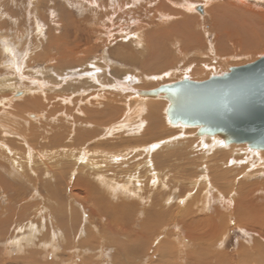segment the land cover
Listing matches in <instances>:
<instances>
[{
  "label": "rangeland",
  "instance_id": "obj_1",
  "mask_svg": "<svg viewBox=\"0 0 264 264\" xmlns=\"http://www.w3.org/2000/svg\"><path fill=\"white\" fill-rule=\"evenodd\" d=\"M181 1L0 0V125L5 127L0 128V264H157L161 259L184 264L186 252L199 254L198 246L179 241L184 239L181 230L172 229L168 221L162 234L148 243L147 234L138 238L141 250L129 255L119 250L126 237L114 238L108 230L103 234L106 221L92 211L106 209L109 222L122 218L137 233L154 200L152 168L163 178L157 191L169 197L163 208L171 216L178 210L185 213L197 195L190 186L194 179L212 183L218 178L228 192L264 187V150L246 144L212 146L214 137L198 135V127L169 125L164 111L168 101L162 98H144L141 113L131 101L128 111V100L137 92L185 78L205 81L264 56V0ZM95 94L102 96L96 105ZM91 110L101 113L103 123L94 122ZM154 145L157 148L150 150ZM74 180L80 183L79 191L72 188L77 186ZM104 182L130 184L137 194H127L126 202H121L123 194L108 206L96 204L90 187L97 186L99 196H106ZM83 195L90 196L89 201ZM261 195L252 204L264 211ZM184 196L183 205H178L177 198ZM122 204L127 211L120 212ZM252 215L244 221L253 229L243 226L241 217L226 215L228 227L220 244L207 252L226 255L223 264H264V250H255L256 243L264 247V224L258 218L249 220ZM168 244L167 249L176 247L171 253L162 250ZM240 248L245 251L240 253Z\"/></svg>",
  "mask_w": 264,
  "mask_h": 264
},
{
  "label": "bare ground",
  "instance_id": "obj_2",
  "mask_svg": "<svg viewBox=\"0 0 264 264\" xmlns=\"http://www.w3.org/2000/svg\"><path fill=\"white\" fill-rule=\"evenodd\" d=\"M183 1V0H182ZM182 1H181V3H182ZM232 1V0H231ZM230 1V2H231ZM169 2V1H168ZM179 2V1H178ZM184 2V1H183ZM235 2V1H234ZM240 2V1H239ZM162 3V2H161ZM227 3V2H226ZM225 3V4H226ZM236 3V2H235ZM241 3V2H240ZM179 4V3H178ZM242 4V3H241ZM240 4V5H241ZM227 5V4H226ZM228 6V5H227ZM192 7V6H191ZM220 8V7H219ZM232 8V7H231ZM200 9V11H201V8H199ZM227 9V8H226ZM188 10V9H187ZM228 10H229V8H228ZM226 11V10H225ZM238 14V13H237ZM227 15V14H226ZM249 15H250V13H249ZM259 15V14H258ZM240 17V16H239ZM243 18H245V17H243ZM258 18V17H257ZM261 18V17H260ZM165 19V18H164ZM167 19V18H166ZM232 20V19H231ZM236 20V19H235ZM239 21V20H238ZM242 21V20H241ZM247 21V20H246ZM249 21H251V19L249 20ZM230 23V22H229ZM241 23V22H240ZM240 23L238 24V25H240ZM244 24H245V22H244ZM235 25V24H234ZM263 27V26H262ZM161 28V27H160ZM164 30V29H163ZM173 30V29H172ZM162 31V30H161ZM176 31V30H175ZM159 32V31H158ZM41 33V32H40ZM174 33H176V32H174ZM173 33V34H174ZM160 34V33H159ZM167 36V35H166ZM168 36H169V33H168ZM174 36V35H173ZM253 36H255V35H253ZM183 39V38H182ZM233 40V39H232ZM257 40V39H256ZM261 42V41H260ZM264 42V41H263ZM61 44V43H60ZM69 49V48H68ZM186 79V78H185ZM33 86H34V84H33ZM22 87V86H21ZM72 88V87H71ZM23 89V88H22ZM81 89V88H80ZM25 91H27V90H25ZM86 91V90H85ZM12 92H15V91H12ZM20 92V91H19ZM28 92V91H27ZM34 92V91H33ZM39 92V91H38ZM137 92V91H136ZM28 93H30V89H29V92ZM40 93V92H39ZM71 93V92H70ZM16 94V93H15ZM19 95H21V92L20 93H18ZM88 94V93H87ZM18 95V96H19ZM31 95H33V93L31 94ZM15 96H17V95H15ZM14 96V97H15ZM39 96V95H38ZM77 96V95H76ZM4 97V96H3ZM40 97H41V94H40ZM44 97V96H43ZM71 97H73V96H71ZM97 97H99V98H101L102 96L101 95H97V94H95V95H93V99H95V102L93 103L94 105H96L97 104ZM156 97H158V99L159 98H162L163 100L165 99L166 100V102L168 101L167 100V98L165 97V95H163V93H159ZM70 98V97H69ZM108 98V97H107ZM144 96L141 94V93H138V94H135L134 95V98H129V106L127 107L128 108V111L130 110V106H131V104H132V102L131 101H133V106L135 105L134 103L136 102V105H135V108L134 109H136V111L139 113H141L142 111H143V108L141 107L142 106V103H143V101H144ZM29 99V98H28ZM28 99H27V101H28ZM35 100H37L36 98H34ZM33 99V100H34ZM38 99H39V97H38ZM42 99V98H41ZM45 99V98H44ZM61 99V98H60ZM72 99V98H71ZM77 99V98H76ZM111 99V98H110ZM127 99V98H126ZM148 99V98H147ZM34 100V101H35ZM69 100V99H68ZM8 101V100H7ZM22 101H24V100H22ZM30 101H32V100H30ZM29 101V102H30ZM46 101V100H45ZM64 101H66V100H64ZM83 101H84V99H83ZM87 101V100H86ZM150 101V100H149ZM42 102V101H41ZM68 102V101H67ZM80 102V101H79ZM82 102V101H81ZM25 103V102H24ZM27 103V102H26ZM25 103V104H26ZM36 103H38L37 101L35 102V104ZM43 103V102H42ZM92 103V102H91ZM96 103V104H95ZM18 104V103H17ZM17 104H15V105H17ZM20 104V103H19ZM25 104H24V106H25ZM68 104H70V103H68ZM72 104V103H71ZM88 104V103H87ZM92 104V105H93ZM1 105V104H0ZM41 105V104H40ZM76 105V104H75ZM146 105H149L148 104V102H147V104ZM155 105V104H154ZM30 106V105H29ZM28 106V107H29ZM35 106H37V104L35 105ZM169 106H170V102L168 101L167 102V105H166V108L164 109V111H165V117H167V110H168V108H169ZM75 107V106H74ZM91 107V106H90ZM18 109L20 108V107H17ZM25 108V107H24ZM23 108V109H24ZM40 108V107H39ZM77 108V107H76ZM79 108H81V107H79ZM87 108V107H86ZM95 108V107H94ZM155 108V107H154ZM158 108V107H157ZM14 109V108H13ZM17 109V110H18ZM30 109V108H29ZM82 109V108H81ZM85 109V108H84ZM83 109V110H84ZM100 109V108H99ZM34 110V109H33ZM104 110V109H103ZM133 110V109H132ZM62 111V110H61ZM48 112V111H47ZM70 112V111H69ZM74 112V111H73ZM20 113H21V111H20ZM76 113V112H75ZM91 116L93 117L92 119H94V122H97V124H99L100 123V121H101V116H100V114L98 113V111H95V113H94V111L93 110H91ZM112 113L114 114V112L112 111ZM117 113V112H116ZM134 113V112H133ZM109 114V113H108ZM108 114H107V116H108ZM144 114V113H143ZM63 115V114H62ZM116 115V114H115ZM125 115V114H124ZM137 115V114H136ZM67 116V115H66ZM104 116V115H103ZM111 116V115H110ZM126 116V115H125ZM140 116V115H139ZM56 117V116H55ZM114 117V116H113ZM112 117V118H113ZM129 117V116H128ZM82 118V117H81ZM110 118V117H109ZM53 119V118H52ZM63 119V118H62ZM91 119V118H90ZM91 119V120H92ZM105 119V118H104ZM138 119H140V118H138ZM86 120V119H85ZM166 120H168V124L169 125H174V124H171V122H169V119L167 118ZM2 121V120H1ZM103 121V120H102ZM101 121V122H102ZM65 122V121H64ZM72 122V121H71ZM79 122V121H78ZM86 122V121H85ZM107 122H108V120H107ZM103 123V122H102ZM83 124V123H82ZM106 124V123H105ZM138 124V123H137ZM136 124V125H137ZM179 123H176L175 124V126L176 125H178ZM64 125V124H63ZM100 125V124H99ZM102 125V124H101ZM123 125V124H122ZM129 125V124H128ZM142 125V124H141ZM82 126H84V125H82ZM88 126V125H87ZM100 127V126H99ZM112 127V125H108V128H107V130L109 129V128H111ZM129 127V126H128ZM140 127V126H139ZM193 127H198V131H197V134L198 135H201V136H209V137H214V138H212L213 139V141L211 142L212 143V146H215L216 145V147H217V145H224V146H227L228 144H225L224 143V140H223V138H222V136L221 135H218L217 133H210V134H208V133H200V126H193ZM0 128L2 129V128H4L5 129V127H3L2 125H0ZM33 128V127H32ZM70 128V127H69ZM85 128H87V127H84V129ZM136 128V127H135ZM43 129V128H42ZM74 129V128H73ZM94 129V128H93ZM113 129V128H112ZM72 130V129H71ZM73 131V130H72ZM76 131V130H75ZM85 131H86V129H85ZM109 131V130H108ZM77 132V131H76ZM88 132H90V131H88ZM99 132V131H98ZM106 132V131H105ZM104 132V133H105ZM2 134H3V132H1ZM93 133V132H92ZM101 133H102V131H101ZM31 134V133H30ZM72 134V133H71ZM76 134V133H75ZM81 134V133H80ZM99 134V133H98ZM108 134V133H107ZM6 135V134H5ZM82 135V134H81ZM87 135V134H86ZM109 135V134H108ZM144 135V134H143ZM1 136V135H0ZM40 136V135H39ZM38 136V137H39ZM90 136V135H89ZM89 136H85V137H89ZM94 136H95V134H94ZM69 137V136H68ZM81 137V136H80ZM82 137H83V135H82ZM84 137V138H85ZM115 137V136H114ZM83 138V139H84ZM216 138H218V139H220V140H222V141H220V142H218L217 141V139ZM35 139V138H34ZM81 139V138H80ZM112 139V138H111ZM0 141H1V139H0ZM23 141V140H22ZM80 141V143H81V141H82V139L81 140H79ZM85 141V140H84ZM108 141H111V140H108ZM114 141V140H113ZM8 142H10V141H8ZM107 142V141H106ZM106 142H105V144H106ZM40 143V142H39ZM76 143V142H75ZM78 143V142H77ZM79 143V144H80ZM14 144V143H13ZM37 144V143H36ZM72 144H74V143H72ZM85 144V143H84ZM243 144H245V143H243ZM1 145V144H0ZM78 145V144H77ZM82 145V144H81ZM99 145V144H98ZM112 145H113V143H112ZM242 145V144H241ZM72 146V145H71ZM109 146V145H108ZM110 146H111V143H110ZM157 146L158 145H156V147H153V146H151L150 147V150H154L155 148H157ZM80 147V146H79ZM114 147V146H113ZM14 148V147H13ZM4 149V148H3ZM15 150V149H14ZM256 150H259V149H256ZM10 151V150H9ZM16 151V150H15ZM33 151V150H32ZM94 151V150H93ZM147 151V150H146ZM27 152V151H26ZM43 152H45V151H43ZM86 152V151H85ZM95 152V151H94ZM10 153V152H9ZM12 153V152H11ZM42 153V152H41ZM69 153V152H68ZM74 153H76V151L74 152ZM73 153V154H74ZM118 153V152H117ZM5 154V153H4ZM16 154V153H15ZM28 154V152L26 153V155ZM37 154V153H36ZM86 154V153H85ZM84 154V155H85ZM28 155H31V154H28ZM78 155H80V154H78ZM87 155V154H86ZM110 155V154H109ZM108 155V156H109ZM120 155V154H119ZM119 155H117V156H119ZM3 156V155H2ZM10 156V155H9ZM11 156H13V155H11ZM21 156H23V155H21ZM72 156V155H71ZM111 156V155H110ZM109 156V157H110ZM121 156V155H120ZM24 157H25V155H24ZM49 157V156H48ZM108 157V158H109ZM4 158H5V156H4ZM8 158V157H7ZM12 158V157H11ZM16 158V157H15ZM14 158V159H15ZM17 158H18V155H17ZM17 158H16V160H17ZM42 158V157H41ZM44 158H45V155H44ZM53 158V157H52ZM72 158V157H71ZM84 158V156H82L81 157V159H83ZM125 158V157H124ZM19 159V158H18ZM26 159V158H25ZM28 159H30V158H28ZM48 159V158H47ZM89 159H90V157H89ZM112 159H113V157H112ZM121 159V158H120ZM148 159H150V157H148ZM2 160V159H1ZM8 160H9V158H8ZM15 160V161H16ZM39 160H41V159H39ZM44 161V160H43ZM11 162V161H10ZM20 162V161H19ZM148 162H149V165L151 164V165H154L152 162H150V160H148ZM12 163V162H11ZM28 163V162H27ZM45 164H46V162H44ZM87 163V162H86ZM97 163V162H96ZM16 164V163H15ZM43 164V163H42ZM101 164H103V162L101 163ZM12 165V164H11ZM20 165H21V162H20ZM24 165V164H23ZM2 166V165H1ZM10 166V165H9ZM17 166V165H16ZM85 166V165H84ZM93 167H94V165H92ZM103 167V166H102ZM8 168V167H7ZM14 168V167H13ZM24 168V167H23ZM89 168V167H88ZM100 168V167H99ZM52 169V168H51ZM51 169H50V171H51ZM92 169V168H91ZM95 169H97V168H95ZM14 170V169H13ZM153 170V171H152ZM152 170L150 171V176H149V178H150V181L153 183V186L155 187V188H150L151 189V191L153 192V202L150 204V206H149V208L147 209V210H145V207L143 206V208H144V210H145V222H144V225H143V227L136 233V232H134L133 233V231H132V226L133 225H131V224H129L128 225V223H124L123 221H122V218H119V219H121L120 221H118L117 220V218L116 219H112V221L111 222H109V217H108V215H107V211H106V209L103 211H101V210H95V211H92V214H94V215H96V216H98V218H100L99 220H101V221H106V223H104L103 225V230H102V232H103V234L104 233H106L107 232V230H108V233H110L111 235H113V237L115 238V236L117 237V236H121V235H124L125 237H126V239H127V243L125 244V245H123V247L122 246H120V244H119V250H122V249H124V250H126L128 253H129V255L131 254V255H136L135 253H137V252H139V250H141L140 249V243H135V241H137V239L138 238H140V237H144V233H145V235L147 234V237H146V239L144 240V242L146 241L147 242V239H149V238H153V235H161L162 234V231H164V227H163V225H164V222H169V224H170V226H171V228L172 229H176V228H178V229H180L181 230V232H182V237L184 238L183 240H179V241H181L182 243H184L185 245H187V247H195L196 248V244H197V248H198V253L199 254H195V255H193L192 253H195V252H192V253H190L191 252V250H190V252H186L188 255L185 257V263L184 264H209L210 262H211V258H214L215 259V264H223L224 262H225V260H226V255H219V256H217V255H213V254H211V253H208V252H210V250H212L213 248H215V246L217 247L219 244H220V242H219V239L222 237V235H223V233H225V229H226V226H227V219H229L228 217L226 218V215H229L230 214V216L232 215V216H238V217H241V219H239L238 221H240L242 224H243V226H246V228L248 227L249 229H253V228H250L249 226H248V224L244 221V220H247L248 218H247V215H252V212H255V210H257V211H259V212H261V213H264V211H263V208L262 207H260V206H255V205H253L252 204V202L253 201H255L256 202V200H258L260 197H258L259 195L260 196H262L261 194H263L264 193V187H262V186H258L257 188H255V189H253L252 191H251V188H249L248 190H244V189H236V190H229V192H228V190H226V188H225V186H224V183L223 182H221V181H219L218 180V178H216V180L217 181H213L212 183H209L208 181H201V183H203V185L200 187V186H198L199 184H201V183H199V181H196L195 179L194 180H192L191 182H190V186H192V188L191 189H193L194 191H197V195H195V196H193L194 197V199L192 200V202H191V204L190 205H188L187 206V210H186V212L185 213H182L181 211H177L176 212V214H174V215H170L168 212H166L165 210H164V203L166 204V201H168V199L167 198H169L168 196L167 197H163V195L162 194H160L159 193V191H157V189H158V187L161 185V183H163L162 182V179L163 178H161V173H159L156 169H153L152 168ZM82 171V170H81ZM96 172H97V170H95ZM12 172V171H11ZM18 172V171H17ZM103 172V171H102ZM57 173V172H56ZM62 173V172H61ZM89 173H90V171H89ZM88 173V174H89ZM92 173V172H91ZM95 173V172H94ZM101 173V172H100ZM16 174V173H15ZM98 174V173H97ZM107 174V173H106ZM26 175V174H25ZM25 175H24V177H25ZM30 175V174H29ZM57 175H59V174H57ZM61 175V174H60ZM89 175H91V174H89ZM102 175V174H101ZM261 175V174H260ZM105 176V175H104ZM256 176V175H255ZM18 177V176H17ZM30 177V176H29ZM28 177V178H29ZM36 177V176H35ZM84 177V176H83ZM221 179H223V180H228L223 174H221V176H219ZM65 178V177H64ZM70 178V177H69ZM89 178H90V176H89ZM88 178V179H89ZM20 179V178H19ZM38 179V178H37ZM61 179H63L62 178V176H61ZM93 179V178H92ZM28 180H30V178L28 179ZM65 180V179H64ZM90 180V179H89ZM106 180V179H105ZM164 180H166V179H164ZM191 180V179H190ZM203 180H205V179H203ZM24 181V180H23ZM69 181V180H68ZM67 181V182H68ZM71 181V180H70ZM75 181V180H74ZM110 181H114V180H110ZM116 181V180H115ZM114 181V182H115ZM3 182V181H2ZM26 182V181H25ZM76 183H74L75 185H77V186H68L69 187V189H70V191H74V189H75V191H79V186H80V183L79 182H77V181H75ZM82 182V181H81ZM103 182V181H102ZM108 182V181H107ZM114 182H109V183H106V182H104L103 184H105L106 185V187H107V190H108V195H106V196H102V197H100L99 196V194H100V189L96 186H92V187H90V191H92V192H90L91 193V195L90 196H92V195H94V197H95V199H96V201H94L96 204H99V203H106L107 205L106 206H108L109 205V203H110V201H111V199L113 198V199H115V198H117V197H119V196H122L123 194L126 196V197H124L123 199H122V201L121 202H124L126 199L125 198H127V194H129V195H132V196H134V195H136L137 193L135 192V194L133 195L132 193L134 192L131 188H129V185H122L121 183H118V184H116V183H114ZM117 182V181H116ZM29 183V182H28ZM35 183V182H34ZM44 183V182H43ZM84 183V182H83ZM33 184V183H32ZM85 184V183H84ZM88 184H89V182H88ZM31 185V184H30ZM67 185V184H66ZM86 185H87V183H86ZM136 185H137V183H136ZM36 186V185H35ZM90 186V185H89ZM135 186V185H134ZM200 187V188H198V187ZM50 187V186H49ZM49 187H47V188H49ZM74 188V189H72V188ZM76 187V188H75ZM30 188V187H29ZM135 188V187H134ZM137 188V187H136ZM86 189V191H89V189L87 190V188H85ZM161 189V188H160ZM190 189V191H192ZM197 189V190H196ZM31 190V189H30ZM66 190V189H65ZM142 190V189H141ZM17 191V190H16ZM32 191H33V189H32ZM136 191V190H135ZM144 191V190H143ZM18 192V191H17ZM37 192V191H36ZM48 192V191H47ZM147 192V191H146ZM5 193V192H4ZM99 193V194H98ZM150 193V192H149ZM6 194V193H5ZM19 195V194H18ZM39 195V194H38ZM167 195V194H166ZM170 195V194H169ZM184 195V194H183ZM27 196H29V195H27ZM26 196V197H27ZM61 196V195H60ZM84 196V195H83ZM90 196H84V197H86L85 198V200L86 201H89V198H90ZM179 196V195H178ZM177 196V197H178ZM44 197V196H43ZM93 197V196H92ZM28 198V197H27ZM138 198H140V197H138ZM151 198V197H150ZM164 198V199H163ZM187 198V197H186ZM9 199V198H8ZM34 199H35V197H34ZM45 199V198H44ZM44 199H43V201H44ZM54 199V198H53ZM77 199V198H76ZM94 199V198H93ZM261 199V198H260ZM7 200V199H6ZM116 200V199H115ZM145 200V199H144ZM184 200H185V196H184V198H182V197H179V198H177V203H178V205H183V203H184ZM11 201H12V199H11ZM48 201H50V200H48ZM114 201V200H113ZM170 201V200H169ZM263 201V200H262ZM8 202V201H7ZM84 202V201H83ZM126 202V201H125ZM141 202V201H140ZM258 202V201H257ZM14 203H16V202H14ZM45 203H46V201H45ZM11 204V203H10ZM18 205H19V203H17ZM30 204V203H29ZM84 204V203H83ZM88 204V203H87ZM95 204V205H96ZM146 204V203H145ZM175 204V203H174ZM8 205H9V203H8ZM20 205H21V203H20ZM37 205V204H36ZM44 205V204H43ZM49 205V204H48ZM86 204H84L83 206H85ZM170 205V204H169ZM7 206V205H6ZM17 206V205H16ZM27 206V205H26ZM35 206V205H34ZM34 206H32L31 205V207H34ZM90 206H92V204L90 205ZM113 206V205H112ZM166 206V205H165ZM180 206V207H181ZM8 207V206H7ZM10 207V206H9ZM20 207V206H19ZM44 207V206H43ZM216 207V208H215ZM257 207V208H256ZM27 208V207H26ZM35 208V207H34ZM37 208V207H36ZM35 208V209H36ZM41 208V207H40ZM119 210H120V212H125V211H127V209H128V206L127 205H124V204H122V205H120L119 207ZM143 208H141V209H143ZM176 208V207H175ZM11 209V208H10ZM29 209V208H28ZM33 209V208H32ZM34 209V210H35ZM38 210H39V208H37ZM220 209L221 210H223V211H221L220 212ZM227 209H230L231 211H233V212H231V211H229L228 213H226V212H224L225 210H227ZM8 210V209H7ZM71 210V209H70ZM83 210V209H82ZM11 211H14V210H11ZM50 211H52V210H50ZM55 211V210H54ZM133 211V210H132ZM143 212V211H142ZM206 212L208 213V214H206ZM259 212H255V214L254 215H252V216H250L249 217V220H251V221H253L255 218H258L259 220H261V223H262V221H263V223L262 224H264V216L263 215H261ZM36 213V212H35ZM53 213V212H52ZM51 213V214H52ZM90 213H91V211H90ZM138 213V212H137ZM14 214H16V213H14ZM47 214H49V213H47ZM128 214V213H127ZM162 214V215H161ZM3 215V214H2ZM6 215V214H5ZM10 215V214H9ZM50 215V214H49ZM136 215V214H135ZM130 216V215H129ZM150 216V217H149ZM14 217V216H13ZM49 217V216H48ZM6 218V217H5ZM26 218V217H25ZM105 219H108V220H105ZM130 219V218H129ZM10 220V219H9ZM25 220V219H24ZM27 220V219H26ZM114 220V221H113ZM23 221V220H22ZM53 221V220H52ZM134 221V220H133ZM2 222V221H1ZM17 222V221H16ZM217 222V223H216ZM4 223V222H3ZM11 223V222H10ZM61 223V222H60ZM216 223V224H215ZM15 224V223H14ZM17 224V223H16ZM53 224V223H52ZM51 224V225H52ZM50 225V224H49ZM135 225V224H134ZM167 225V224H166ZM10 226V225H9ZM8 226V227H9ZM53 226H55V225H53ZM53 226L51 227V228H53ZM5 227H6V225H5ZM11 227V226H10ZM22 227V226H21ZM50 227V226H49ZM151 227H153V229H155V230H150L151 229ZM228 227V226H227ZM57 226H56V230H57ZM61 228V227H60ZM60 228H58V229H60ZM170 228V227H169ZM76 229H78V227L76 228ZM177 229V230H178ZM260 229V228H259ZM7 230V229H6ZM14 230H16V229H14ZM1 231V230H0ZM259 231V230H258ZM56 232V231H55ZM59 232H61V231H59ZM77 232V230H75L73 233H76ZM79 232H80V230H79ZM151 232H153V234L151 235ZM168 233H169V231H168ZM255 233V232H254ZM259 233V232H258ZM2 234H4V233H2ZM60 234V233H59ZM65 234V233H64ZM0 235H1V233H0ZM169 235H174L172 232H170L169 233ZM262 236H264V233L263 234H261ZM260 235V236H261ZM179 238V237H178ZM258 238H260L259 237V234H258ZM154 239V238H153ZM177 240V237L176 238H173V240ZM261 239H264V237H261ZM90 241H92V240H90ZM114 239H113V241H111L113 244H114ZM94 242V241H93ZM93 242H89V243H93ZM145 242V243H146ZM149 242V241H148ZM147 242V243H148ZM167 242H169V241H167ZM171 242V241H170ZM178 242V241H177ZM218 242H219V244H218ZM17 243H18V241H17ZM17 243H15V244H17ZM50 243V242H49ZM180 244V243H179ZM141 245H143V243H141ZM147 245V244H146ZM145 245V246H146ZM48 246V244L46 243H44L43 244V247H47ZM162 246V245H161ZM167 246L169 247V244L168 245H166V247L164 246H162V250L164 251V252H167V251H169L170 253L172 252V251H174V248H176V247H172V246H170V248L169 249H167ZM2 247V246H1ZM244 248V247H243ZM216 249V248H215ZM53 250H55V249H53ZM176 250V249H175ZM179 250V249H178ZM240 250V253L242 252V251H245V250H243L242 248H240L239 249ZM238 250V251H239ZM255 250H257L258 251V253H260V254H262V252H263V250H264V247H261V245H260V243H256L255 244ZM160 251V250H159ZM189 251V250H188ZM193 251V250H192ZM208 251V252H207ZM216 251V250H215ZM161 252V251H160ZM168 252V253H169ZM178 252V251H177ZM180 252V251H179ZM197 252V251H196ZM123 253V252H122ZM257 253V254H258ZM126 254V253H125ZM163 254V253H162ZM173 254V253H172ZM167 256H168V254H166ZM176 255V254H175ZM205 255L208 257V258H206L205 257ZM262 255H264V254H262ZM38 256V255H37ZM43 256V255H42ZM160 256H161V254H160ZM204 256V257H203ZM45 257V256H44ZM172 257V256H171ZM179 257V256H178ZM243 257H244V259L246 260V258H249V255L247 254V253H245V254H243ZM264 258V257H263ZM92 259V258H91ZM159 259V258H158ZM157 259V260H158ZM71 260V259H70ZM180 260L182 261V259H181V257H180ZM89 263H90V260L88 261ZM24 263V262H23ZM62 263V262H61ZM130 263V262H129ZM132 263V262H131ZM159 264H174V260H173V262H171V261H164V259L162 260H160L159 262H158ZM157 263V264H158ZM28 264V263H27ZM50 264V263H49Z\"/></svg>",
  "mask_w": 264,
  "mask_h": 264
},
{
  "label": "water",
  "instance_id": "obj_3",
  "mask_svg": "<svg viewBox=\"0 0 264 264\" xmlns=\"http://www.w3.org/2000/svg\"><path fill=\"white\" fill-rule=\"evenodd\" d=\"M138 93L145 98L163 93L171 124L198 125L200 133H217L225 144L264 150V56L205 81L182 79Z\"/></svg>",
  "mask_w": 264,
  "mask_h": 264
},
{
  "label": "snow or ice",
  "instance_id": "obj_4",
  "mask_svg": "<svg viewBox=\"0 0 264 264\" xmlns=\"http://www.w3.org/2000/svg\"><path fill=\"white\" fill-rule=\"evenodd\" d=\"M153 147H156L155 145Z\"/></svg>",
  "mask_w": 264,
  "mask_h": 264
}]
</instances>
